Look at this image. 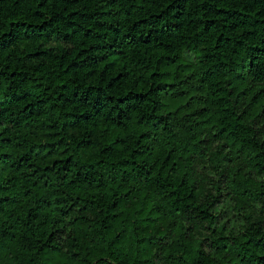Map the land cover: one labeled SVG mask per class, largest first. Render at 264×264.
<instances>
[{"label": "trees", "instance_id": "1", "mask_svg": "<svg viewBox=\"0 0 264 264\" xmlns=\"http://www.w3.org/2000/svg\"><path fill=\"white\" fill-rule=\"evenodd\" d=\"M0 264H264V0H0Z\"/></svg>", "mask_w": 264, "mask_h": 264}]
</instances>
